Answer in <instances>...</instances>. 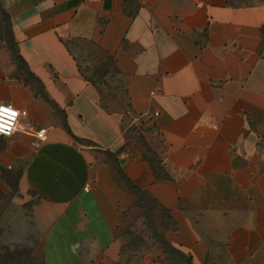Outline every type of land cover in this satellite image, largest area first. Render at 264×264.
<instances>
[{
	"label": "crops",
	"instance_id": "obj_1",
	"mask_svg": "<svg viewBox=\"0 0 264 264\" xmlns=\"http://www.w3.org/2000/svg\"><path fill=\"white\" fill-rule=\"evenodd\" d=\"M0 3L71 131L12 78L1 48L0 104L47 134L0 139V192L10 191L3 171L21 174L2 216L20 243L38 244L45 264H167L159 234L192 264H264V0ZM110 57L127 92L113 108L82 75ZM149 150L166 179L144 159ZM114 156L169 213L135 215L137 232L152 235L135 259L123 248L137 198Z\"/></svg>",
	"mask_w": 264,
	"mask_h": 264
},
{
	"label": "trees",
	"instance_id": "obj_2",
	"mask_svg": "<svg viewBox=\"0 0 264 264\" xmlns=\"http://www.w3.org/2000/svg\"><path fill=\"white\" fill-rule=\"evenodd\" d=\"M0 49L6 48L12 56V61L16 66V71L13 74V79L16 81L23 82L26 86H30L35 93L43 98L50 106L51 108L61 117L63 118V127L64 129L71 134V131L67 125L66 122V116L65 112L61 110L54 101H52L45 90L44 84L42 81L30 70L27 62L22 57L20 53L19 44L15 39L14 30H13V22L12 18L9 15V13L3 8V6L0 3ZM80 68V67H79ZM81 69V68H80ZM118 70L116 68V63L113 58H108L105 62L98 65L97 68H94V70L91 72L90 75H86L82 71V75L85 78V80L89 81L91 84H93L100 96L103 106H105V95L103 91L102 85L107 86L108 81H103L104 78L107 75H110L112 79L119 78L118 77ZM106 79V78H105ZM120 80V79H119ZM121 86L124 89L125 94L126 89L124 88V83L120 80ZM144 159L149 161L151 164V167L158 179H166L167 175L164 170L163 161L159 157V155L152 150H149V154H145ZM112 164L116 167L120 181L123 183V185L133 194L135 197L143 196L146 198V200L151 203V205L156 207V212H163L164 214H169L168 211H165L164 209H161L157 206L155 200H153L150 196L147 195V193L138 187H136L125 175L124 171L120 168L117 157L114 156L112 160ZM21 177L20 173H12L10 171H3L2 173V179L4 183L7 184V186L11 188H15L17 191V183ZM138 199V198H137ZM147 217H151L152 214H146ZM154 238L159 242L161 248L164 250L166 257H167V264H170L171 262L176 264H192V261L190 257L183 252L179 251L178 249L174 248L170 243H168L162 236L159 234H154ZM0 264H30L29 258L25 257L24 255L19 254L17 257L12 256L8 253L5 254V250L0 251ZM41 264H45L42 262Z\"/></svg>",
	"mask_w": 264,
	"mask_h": 264
},
{
	"label": "rangeland",
	"instance_id": "obj_3",
	"mask_svg": "<svg viewBox=\"0 0 264 264\" xmlns=\"http://www.w3.org/2000/svg\"><path fill=\"white\" fill-rule=\"evenodd\" d=\"M1 21V16H0ZM98 66H94V68H97ZM91 69V72L94 70ZM106 78V79H105ZM104 78L103 81L107 82L108 85H102L104 95H105V101H107V104L109 106L117 107L119 104L124 105L127 103L126 94L124 92L123 87L121 86L119 78L112 79L110 75H107ZM136 138L139 140L140 136L136 135ZM1 139V138H0ZM141 139L139 140V144L142 145ZM145 151H147L145 149ZM17 194V191L15 188H11L9 192L2 193L0 192V251L5 250V254L8 253L12 256H18L19 254L24 255L25 257L29 258L30 264H41L43 262L41 257V251L39 249V245L36 244L34 248H31L29 244L26 243H20L19 235L13 233L11 231L10 227H7L5 225V221L3 220L2 216L3 214L12 207V200L13 197H15ZM137 206L132 208V211L130 213L131 219H127L125 221V234H126V243L123 248V252L128 256L129 259H135L139 253H142L145 249V241L146 236H148L150 239L152 237L151 234L149 235H142L138 233L139 229H141V226L139 225L135 227L136 222V216L140 214H152L154 215L156 213V207L151 205L146 198L143 196L137 197ZM29 208H31L32 203H28ZM24 233L21 234V238L23 237ZM33 237V235H31ZM31 245V244H30ZM170 264H176L171 262Z\"/></svg>",
	"mask_w": 264,
	"mask_h": 264
},
{
	"label": "built area",
	"instance_id": "obj_4",
	"mask_svg": "<svg viewBox=\"0 0 264 264\" xmlns=\"http://www.w3.org/2000/svg\"><path fill=\"white\" fill-rule=\"evenodd\" d=\"M22 117V113L15 107L0 104V138H11L15 133L22 132L39 141H45L47 138L46 131L27 127L22 123Z\"/></svg>",
	"mask_w": 264,
	"mask_h": 264
}]
</instances>
